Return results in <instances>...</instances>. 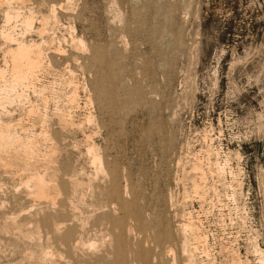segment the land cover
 I'll return each mask as SVG.
<instances>
[{"label": "rangeland", "instance_id": "rangeland-1", "mask_svg": "<svg viewBox=\"0 0 264 264\" xmlns=\"http://www.w3.org/2000/svg\"><path fill=\"white\" fill-rule=\"evenodd\" d=\"M9 1L22 14L9 22L16 36L45 48L38 82L50 83L49 111L76 118L60 139L76 176L99 172L96 184L105 187L94 144L136 185L159 232L180 240L146 247H181L176 224L192 217L200 230L187 247L197 248L198 264H264L255 252L264 251V0H0V30ZM73 88L78 104L69 100ZM8 200L0 213L12 210ZM3 212L0 264H22L43 241L20 231L21 216ZM134 224L132 243L142 247Z\"/></svg>", "mask_w": 264, "mask_h": 264}, {"label": "bare ground", "instance_id": "bare-ground-1", "mask_svg": "<svg viewBox=\"0 0 264 264\" xmlns=\"http://www.w3.org/2000/svg\"><path fill=\"white\" fill-rule=\"evenodd\" d=\"M13 6L8 5L6 23L3 24L8 22V25L0 30V205L6 204V198H9L8 201L12 198L11 203L15 209L13 210V206L10 212L21 216L20 227L25 228L20 230L19 225H13V229L19 227L18 231H27L32 233L30 237L34 234L43 241L41 247L35 246L34 250L25 254L27 257L22 258V264H198L197 248L187 247V237L198 236L196 230H200L192 220L194 218L190 217L188 223L176 224V230L182 232L179 236L181 247H146V243H172L180 240H177L173 230L165 234L159 232L161 222L149 219L147 209L140 202V196L134 188L136 185L129 181L123 169L119 165L111 166L107 161L103 162V155L96 151L94 144L89 149L91 159L97 172L101 171L102 175L107 176L104 180L105 187L99 190L96 184L94 177H98L99 172L95 171L97 175L84 181L78 178L76 169H71V157L65 155V146L63 147L60 139L75 127L76 118L72 119L66 112L49 111L50 95L47 91L50 90V83L48 86V83L38 82L41 81L40 73L46 69L45 48L41 43L26 40L25 36H16L15 27L13 29L9 22L13 13L16 18H22V14L17 10L13 12L16 9ZM22 21L26 29L34 27L33 16H25ZM46 28L47 22H43L40 30L43 32ZM79 43L85 45L80 39ZM97 58L99 57H96V60ZM97 61L99 62V59ZM43 71L47 73V70ZM71 77L73 80V76ZM75 89L73 94L72 90L70 91L69 100L70 103L75 101L74 103L78 104L75 100ZM99 90L100 95L105 96L104 89ZM30 93L42 99L41 108L43 103L46 108L44 113L41 111L43 114H40V104L33 102ZM69 112L67 110V113ZM88 120L91 121L92 117H88ZM192 166L199 172L200 163ZM124 180L129 183L124 185ZM10 212L6 213V218ZM132 221H135L133 230L137 234L134 237L142 247H135L132 243V230L128 231ZM6 223L12 227L11 222ZM23 235L24 238L27 237ZM33 243L30 245L33 246ZM26 249L28 250L27 247ZM202 251L204 256L209 253L203 249ZM23 252L25 253V250ZM255 252L264 263V251L255 247ZM233 262L235 264V261ZM236 264H242V260L238 259Z\"/></svg>", "mask_w": 264, "mask_h": 264}]
</instances>
